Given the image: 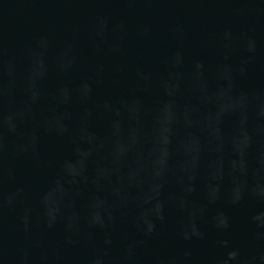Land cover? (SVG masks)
Here are the masks:
<instances>
[{"label": "water", "instance_id": "1", "mask_svg": "<svg viewBox=\"0 0 264 264\" xmlns=\"http://www.w3.org/2000/svg\"><path fill=\"white\" fill-rule=\"evenodd\" d=\"M0 264H264V0H0Z\"/></svg>", "mask_w": 264, "mask_h": 264}]
</instances>
